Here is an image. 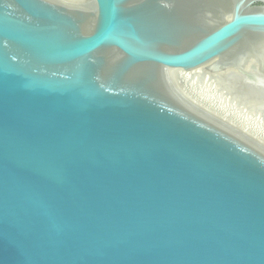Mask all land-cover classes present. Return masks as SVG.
I'll return each instance as SVG.
<instances>
[{
  "label": "water",
  "instance_id": "water-1",
  "mask_svg": "<svg viewBox=\"0 0 264 264\" xmlns=\"http://www.w3.org/2000/svg\"><path fill=\"white\" fill-rule=\"evenodd\" d=\"M86 1L0 0V264H264V147L172 75L263 84L264 0Z\"/></svg>",
  "mask_w": 264,
  "mask_h": 264
},
{
  "label": "bare ground",
  "instance_id": "bare-ground-1",
  "mask_svg": "<svg viewBox=\"0 0 264 264\" xmlns=\"http://www.w3.org/2000/svg\"><path fill=\"white\" fill-rule=\"evenodd\" d=\"M49 1L62 5V6H67V7L75 8L79 10L95 11L97 9L95 2L88 3L86 0L85 1L87 3H84V4L81 3V1H84V0H49ZM211 65H212V62L205 64L203 66H200L198 68L188 70V71L183 70L181 68L172 69V75L174 78V82L176 83L178 89L180 90L182 95L185 98H187V100L191 102L195 107L207 113L211 117L221 121L227 126L235 129L241 134L249 137L256 143L264 147V130L261 128L260 125H257V124L250 125L249 123H246L242 119H238L234 117L231 114L230 110L227 111L225 109L218 107L214 103V101H212L213 99H211V97H209L207 94L198 93L192 87L193 80H196V79H199L200 77L205 76L212 80H222L223 79L225 81L229 80L231 82L233 81H236L238 83L240 82L239 84H242L243 86H245L247 90H249L248 93L251 95L255 91H258V88H261L262 84L259 85L260 86L259 87L258 85H255L254 83L249 84L245 82V78L235 69H226L220 72H213L210 70ZM263 80H264V77H263ZM263 85H264V81H263ZM249 88L252 90H250ZM243 90H246V89L243 88Z\"/></svg>",
  "mask_w": 264,
  "mask_h": 264
},
{
  "label": "rangeland",
  "instance_id": "rangeland-1",
  "mask_svg": "<svg viewBox=\"0 0 264 264\" xmlns=\"http://www.w3.org/2000/svg\"><path fill=\"white\" fill-rule=\"evenodd\" d=\"M233 82L223 79L212 80L204 76L193 80L192 87L198 93L211 97L218 107L230 110L234 117L242 119L250 125H260L264 130V85L262 84L258 91L250 95L249 90L239 84L240 82ZM240 87L242 90L243 88L246 90L242 91Z\"/></svg>",
  "mask_w": 264,
  "mask_h": 264
}]
</instances>
